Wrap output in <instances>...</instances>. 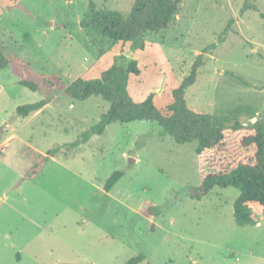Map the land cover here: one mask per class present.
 <instances>
[{"label": "rangeland", "instance_id": "rangeland-1", "mask_svg": "<svg viewBox=\"0 0 264 264\" xmlns=\"http://www.w3.org/2000/svg\"><path fill=\"white\" fill-rule=\"evenodd\" d=\"M90 2L124 12L133 0H0L1 51L24 60L43 83L31 90L0 69V128L7 124L0 137V264H264V208L253 209L256 224L240 225L237 188L214 185L191 196L217 171L216 152L204 163L196 141L178 143L148 120L114 121L74 145L109 103L53 88L134 58L140 73L130 76L131 97L141 102L154 93L166 111L203 53L184 91L187 104L228 117L241 106L240 122L264 121V0H181L166 29L147 32L143 49L116 58L105 39L80 25ZM47 87L54 97L41 111L17 116L18 105L44 98ZM27 148L44 155L57 148L34 178L26 177ZM252 153L236 156L248 162ZM116 170L123 174L106 191ZM146 205L154 214L142 212Z\"/></svg>", "mask_w": 264, "mask_h": 264}, {"label": "trees", "instance_id": "trees-1", "mask_svg": "<svg viewBox=\"0 0 264 264\" xmlns=\"http://www.w3.org/2000/svg\"><path fill=\"white\" fill-rule=\"evenodd\" d=\"M180 2L181 0H133L131 8L124 12L98 10L90 2L89 10L80 25L105 39L116 58L117 55L123 56L124 53L143 49L147 32L166 29L175 19ZM202 57L203 53L197 54L189 72L175 89L177 98L167 104L166 111L155 104L154 93H150L141 102H136L131 97L127 88L130 76L140 73L138 61L134 58L125 65L114 62L97 77H77L66 85L61 83L63 85L55 86L60 83L58 81L53 88L62 90V94L68 98L84 100L94 94L100 95L109 103L108 109L96 123L81 133L74 145L86 142L92 135L102 134L106 126L114 121L148 120L157 122L178 143L196 141L195 152L202 157L204 163L213 162L212 156L216 152L218 161L220 160L217 171L207 173L201 183L194 187L191 196L199 199L214 185L222 188L233 186L239 190L234 201L236 222L240 225L256 224L258 218L253 209L264 208V121L256 118L247 124L240 122L235 115L241 106L231 110L229 113L232 116L228 117L200 111L187 104L184 91L194 84ZM5 67L17 75L20 84L35 91L41 89L43 83L30 71L24 60L16 55H5L0 49V69ZM26 73H30L33 78ZM54 79L56 76H52L50 80ZM52 97L54 94L48 88L44 98L18 105L17 116L26 117L40 110ZM3 147L0 146V149ZM248 149H253L252 161H241L236 153ZM29 150L33 153L28 154L32 164L26 177L34 178L42 170L48 156L53 155L57 148L49 149L45 155L32 148H27V153ZM234 156L238 160L231 163L230 157L236 159ZM122 174L120 170L114 171L106 179L104 189L109 191ZM151 208L152 205H146L142 212L154 214L155 211ZM142 259L144 256L140 255L132 259L131 263Z\"/></svg>", "mask_w": 264, "mask_h": 264}, {"label": "water", "instance_id": "water-1", "mask_svg": "<svg viewBox=\"0 0 264 264\" xmlns=\"http://www.w3.org/2000/svg\"><path fill=\"white\" fill-rule=\"evenodd\" d=\"M6 125H7V124H6ZM6 125H4V126H2V127L0 128V137L2 136V133H3V131H4L5 127H6Z\"/></svg>", "mask_w": 264, "mask_h": 264}, {"label": "crops", "instance_id": "crops-1", "mask_svg": "<svg viewBox=\"0 0 264 264\" xmlns=\"http://www.w3.org/2000/svg\"><path fill=\"white\" fill-rule=\"evenodd\" d=\"M43 108H41L40 110H38V111H41ZM38 111H35V112H38Z\"/></svg>", "mask_w": 264, "mask_h": 264}]
</instances>
